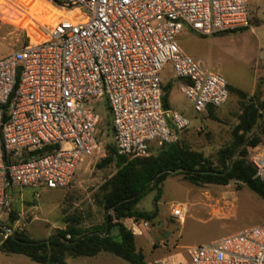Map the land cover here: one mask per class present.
I'll list each match as a JSON object with an SVG mask.
<instances>
[{"label": "built area", "instance_id": "obj_1", "mask_svg": "<svg viewBox=\"0 0 264 264\" xmlns=\"http://www.w3.org/2000/svg\"><path fill=\"white\" fill-rule=\"evenodd\" d=\"M49 3L71 16L50 23L29 16L36 40L27 34L0 58V220L10 211L11 189L67 190L81 161L103 153L100 101L119 156L147 158L152 144L176 142L189 120L163 107L159 74L167 63L196 113L222 107L230 95L227 80L187 55L177 38L185 28L209 36L250 27L246 0ZM259 58L264 61V51ZM248 162L264 187V144ZM187 214L185 203L170 207L179 224ZM128 221L133 235L152 228L148 220ZM0 234L5 241L13 232L0 227ZM186 251L185 264H264V224Z\"/></svg>", "mask_w": 264, "mask_h": 264}, {"label": "rangeland", "instance_id": "obj_2", "mask_svg": "<svg viewBox=\"0 0 264 264\" xmlns=\"http://www.w3.org/2000/svg\"><path fill=\"white\" fill-rule=\"evenodd\" d=\"M18 5L27 10L28 16L15 8ZM248 11L250 27L247 29L201 36L185 28L177 41L205 69L221 74L229 87L243 91L257 106L264 107V72L256 74L259 68L264 67V61L259 58L264 51V0L252 8L248 6ZM34 15H38L42 22L50 23L60 16L70 17L71 13L60 12L44 0H0V58L23 45L28 39L27 34L32 41L36 40L34 22L29 18ZM170 66L167 63L159 74L162 86H167L166 82L173 75ZM166 102V110L189 120V127L177 134V141L215 161L220 148L230 142L232 129L242 109L241 99L230 94L222 107L212 111L213 118L208 112L196 113L175 84L167 89ZM96 109L102 117L99 140L103 153L81 161L67 190L11 189V208L2 216L1 228H10L13 233H24L31 241H40L65 230L67 222L76 224L81 230L100 227L104 223L100 187L116 173V168L114 164L101 165L107 156L106 147L114 145V142L105 103L100 101ZM260 114L254 134L264 130V108L260 109ZM262 144L264 135L259 145ZM158 149L156 144H152L150 155H156ZM251 151L248 149V157ZM155 195L156 191L148 193L137 206L145 212L156 210L159 218L154 223L158 234L156 247L145 242L143 237L135 242L147 264H185L188 262V247L201 246L264 224V201L235 182L227 186L196 187L181 175H173L164 182L157 203ZM176 203L188 206V214L182 224L170 218V207ZM11 213L16 218L13 223L10 222ZM111 234L116 236L117 231L114 229ZM0 264L37 263L22 255L0 251ZM66 264L128 263L101 252L95 257L67 258Z\"/></svg>", "mask_w": 264, "mask_h": 264}, {"label": "trees", "instance_id": "obj_3", "mask_svg": "<svg viewBox=\"0 0 264 264\" xmlns=\"http://www.w3.org/2000/svg\"><path fill=\"white\" fill-rule=\"evenodd\" d=\"M54 6L58 7L57 4ZM169 88L170 85L164 87V109L167 108ZM228 90L229 94H236L241 99L242 109L232 129L230 142L220 148L215 161L180 141L162 145L156 155L132 160L119 156L115 144L109 145L101 165L114 164L116 173L100 187L101 205L105 211V220L100 227L81 230L76 224L67 222L65 230L40 241H31L24 233L15 232L0 245V251L25 256L37 264H66L67 258L95 257L101 252L112 254L128 264H147L136 249L134 235L122 222L131 218L153 221L157 216L156 210L145 212L137 206L153 191H156L154 200L157 203L164 182L173 175H181L196 187L227 186L235 182L264 201V187L254 178V170L248 162V149L257 147L264 135L263 129L254 134L261 118L260 109L264 107L257 106L252 97L248 98L241 90L231 87ZM213 110H207L212 118ZM15 220L11 213L10 222ZM114 229L116 236L111 234Z\"/></svg>", "mask_w": 264, "mask_h": 264}, {"label": "crops", "instance_id": "obj_4", "mask_svg": "<svg viewBox=\"0 0 264 264\" xmlns=\"http://www.w3.org/2000/svg\"><path fill=\"white\" fill-rule=\"evenodd\" d=\"M45 2H47L50 6H52L53 8H55L56 10H58V11H60V12H64V11H62V10H59V9H57L56 7H54L52 4H50L48 1H46V0H44ZM246 2H247V6H249V8H252L256 3H258V2H260V0H246ZM242 30V29H241ZM235 31H239V30H235ZM235 31H230V32H225V33H232V32H235ZM180 46V45H179ZM181 47V46H180ZM182 48V47H181ZM183 49V48H182ZM186 53V52H185ZM187 54V53H186ZM188 55V54H187ZM198 62V61H197ZM167 66V64L163 67L164 69H165V67ZM172 67L170 66V69H171ZM264 72V67H261V68H259L258 70H257V72H256V74H258V72ZM171 73H172V70H171ZM180 83V81L179 80H177V79H175L174 78V75H172L170 78H169V80L166 82V84L165 85H170V87L172 86V85H176V86H178V84ZM229 84V83H228ZM165 86H163V88H164ZM10 192H11V190H10ZM10 192H9V194H10ZM158 220H159V218L156 216V218L153 220V221H151V223H152V228H150L149 230H143L142 231V233H141V235H134V237H135V242H136V239L137 238H144V241L146 242H148L151 246H153V247H156V241H155V238L157 239V231H156V229H155V226H154V223H157L158 222ZM123 225L126 227V228H128L127 227V223H129V221H128V219L127 220H124L123 222ZM135 246H136V249L137 250H139V247H138V245L135 243Z\"/></svg>", "mask_w": 264, "mask_h": 264}, {"label": "water", "instance_id": "obj_5", "mask_svg": "<svg viewBox=\"0 0 264 264\" xmlns=\"http://www.w3.org/2000/svg\"><path fill=\"white\" fill-rule=\"evenodd\" d=\"M4 231H5V232L9 231V228H7V227L4 228ZM3 242H4V237H3V235L0 234V245H1Z\"/></svg>", "mask_w": 264, "mask_h": 264}]
</instances>
